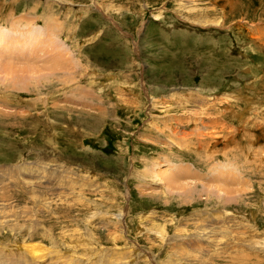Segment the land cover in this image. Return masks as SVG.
<instances>
[{
  "label": "rangeland",
  "instance_id": "obj_1",
  "mask_svg": "<svg viewBox=\"0 0 264 264\" xmlns=\"http://www.w3.org/2000/svg\"><path fill=\"white\" fill-rule=\"evenodd\" d=\"M0 264H264V0H0Z\"/></svg>",
  "mask_w": 264,
  "mask_h": 264
}]
</instances>
